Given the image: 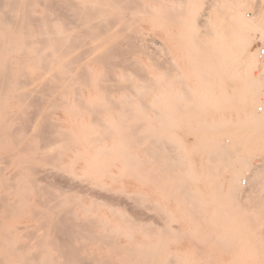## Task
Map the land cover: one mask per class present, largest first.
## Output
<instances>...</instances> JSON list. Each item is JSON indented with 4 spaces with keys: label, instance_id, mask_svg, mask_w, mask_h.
<instances>
[{
    "label": "bare ground",
    "instance_id": "bare-ground-1",
    "mask_svg": "<svg viewBox=\"0 0 264 264\" xmlns=\"http://www.w3.org/2000/svg\"><path fill=\"white\" fill-rule=\"evenodd\" d=\"M205 1L0 0V134L6 124L8 125L14 119L15 112L12 114L13 111L19 110V113L23 114L20 117H24L26 114L24 111H27L25 106L28 105L29 99L35 98L36 93H44V90H48V92L45 91L48 95L51 91L53 94L51 95L54 98L58 96V98L52 100V96L49 95L52 102L50 101V103V99H47L48 104L54 105L53 101L58 100L59 107L67 115L66 119L69 117L75 123L76 128L66 130L60 126L53 128L50 124L45 125L48 131L50 129L56 133L57 138L54 139V136L55 141L50 144L53 139L46 136L50 141L47 138L45 139L48 142L43 140L44 143H47L42 145L45 146L42 147L44 149L40 148L42 151H38L36 147L37 155H34L35 157L31 155V158L30 156L25 157V162L28 159V162L31 159L30 163L42 160L45 164L39 161L42 162L39 165H46V162L51 163L53 160L51 164L54 167V159H59L55 154L56 158L50 156L55 153L54 150L57 153L72 145L81 146L83 150L77 148L73 161L82 158L86 169L83 175H75V170L72 169L74 176L68 177V181L69 178L72 179L70 182L79 178L82 182L81 179L84 178L86 182L89 181V186H97L104 176H110L115 180L117 175H113L110 168L115 163H119L118 169L121 175L136 179L140 185L154 186L160 196L162 195L164 198L173 194L182 197L179 205L174 209V211L180 212V215L176 212H172L171 215L160 213V215L157 214L160 216V220L173 219L174 221L176 217L180 216L185 225H195L194 229L184 231L181 228L171 229L170 222L165 224L156 223L155 220L152 222V218L140 213L142 212L140 206L143 205L149 209L148 205L150 204L147 205L148 199L140 196L139 187H135L136 190L132 191L128 189L113 191V193L111 192L112 197H107L101 196L97 187L95 189L90 186L93 191H98L99 195L87 190L88 192H85L87 194L84 196H92V204L90 206H85L81 202L75 204L79 208L78 214L80 215V212H83L84 215L90 214L92 208L99 205L109 209L112 217L120 218L119 225L125 226L126 237L136 246L135 248L112 247L113 254L122 264H193L195 261L192 258L180 255L165 246L171 237L179 238L181 236H186L191 244L197 246L196 253L206 264H255L250 263L249 260H255L258 257L264 259V254L260 255L264 244L261 246V243L256 240L258 230L264 229V195H262L264 194V160L260 159L258 161L261 162L260 164L253 162L256 156L264 152V104L263 111H258L260 104L262 105L260 99L264 89V76L257 50L255 52L251 50L254 42H257L256 40L264 45V13L257 12V5L253 6V8L256 6V9L254 8L256 11L251 10L248 4L250 0H207L208 5L204 3ZM37 2L43 6V10L41 9L43 13L34 17L31 6ZM201 2L204 4L203 10L198 8L199 4L202 6ZM185 5H193V8H190L184 18L176 19V14L179 12L181 16L184 15L182 11H185ZM53 6L60 12L59 16L55 17L56 19L52 16L56 12L55 10L52 12L51 7L53 8ZM174 6L179 12L175 10ZM50 11L53 13H51L52 15ZM139 15H143V19L155 27L162 28L165 39L161 38L159 52L156 53L159 41L156 44L148 43L145 34L137 29L139 25L133 26L134 22H138L135 19L139 20L138 18L143 17ZM50 18L55 20L52 21ZM33 26L38 27L37 31L31 30ZM132 27L136 30L133 31L135 36L132 39L127 37L130 40L128 41L126 40L128 33L125 30L132 32ZM122 29L126 32L122 35L123 37L120 35ZM34 33L37 34V37H34L35 40L32 39ZM124 35H126L123 39L125 44L121 42ZM146 36L148 39L150 38L148 35ZM153 45L156 46L155 51ZM52 48H54L53 53H51ZM176 49L189 56V75L195 79L192 88L187 87L186 83L189 78L185 77L184 72L178 66V60L173 53ZM134 54L147 57L154 68H159L156 72L157 75L153 74L152 76L148 73L146 70L148 65L138 61V58L133 56ZM161 57L165 60H159ZM40 69L43 73L40 71V75L35 77L36 72ZM170 76L172 79L167 82L166 77ZM40 95L39 97H41ZM148 97L150 100L147 101ZM37 98L38 96L35 98L36 101L40 102V98ZM38 101L35 103L38 104ZM43 105L49 106L45 103L41 104L38 113L35 112L33 115L37 116V119L38 116H42L41 120L45 119L46 121L48 113L42 115L45 110ZM54 110L50 111L53 113ZM17 118L14 119V122ZM26 119H23L22 123ZM31 121L32 119H30ZM35 122L36 127L39 126L40 122L38 124L37 121ZM46 122L48 123V121ZM43 123L42 125L45 127ZM55 124L58 125L57 122ZM30 127L32 128V126ZM21 128L23 129V127ZM45 129L42 131H46ZM5 132L10 131L6 130ZM14 132H10V134L13 133L16 138L18 131L17 134L15 132L16 135ZM37 132H39L36 133L37 135L41 133L40 130ZM52 132H48L47 135ZM22 134L24 135V133ZM184 135L192 137L191 143L186 142ZM27 136L24 135V138L26 139ZM9 137L11 138V136ZM106 138L110 139L109 144L105 141ZM20 140L22 142L24 139ZM12 141L14 144L15 140ZM23 142L25 143V141ZM22 143L19 141L18 146V142L14 145L19 149ZM3 145H6L4 139L0 140V147ZM17 147L10 149L14 152L10 153L9 150L7 155L12 154L13 156L14 153L13 157L16 159L19 157L18 160L21 161L20 159L24 156L20 154L23 153L24 148H20L19 151H23L18 152ZM31 148L33 149V145ZM51 149L53 152L49 153ZM44 150L49 154H46ZM64 150L63 152H65ZM31 151L29 150V153ZM39 152L44 154L42 158H40L42 154L40 155ZM26 153H28L27 150ZM61 153L58 154L62 156ZM141 154H146L149 159H143ZM32 156L36 159L39 156V160H32ZM2 160L3 158L0 159V163ZM5 161L6 159L3 162L5 163ZM23 161L22 163H24ZM3 162L0 164L2 167ZM28 162L27 164L31 165V168L38 165V163L32 165ZM22 163L20 169L16 166L17 172H14L13 175L8 174L9 178L4 177L3 169L0 167V183L4 185L5 189H8L6 195L0 196L2 202L0 206H3L11 214L17 212L16 215L21 208L32 207L26 201L31 192L29 187L25 184L28 188L20 189L23 185L20 188L17 185L25 181L23 177L25 174L23 168L25 167ZM6 164H8L7 161ZM58 165L61 166V164H56L55 167ZM195 166H203L201 170L204 171L198 174ZM29 168L26 166L25 170ZM55 169L58 171V168ZM49 171L51 174L53 173L51 170ZM32 172L35 174L33 169ZM40 172L37 173L41 175L44 171ZM62 174L64 173L62 172ZM68 174L72 176V174ZM34 177L37 178L38 174ZM34 177L32 180L35 179ZM32 180L30 182L35 183L37 187L35 190L38 191L40 189L39 182ZM86 182H82L84 187L86 184L88 185ZM74 183H78V181ZM79 183L75 188H78ZM70 185L72 186V184ZM70 185L71 189L68 191H71L74 186ZM87 185V188L84 189H88ZM58 186L63 193H51L49 191L51 187L45 188L43 193L38 191L45 198L38 195L37 191L35 193L41 197L42 202L45 199V204L50 212L56 213L54 219L57 213L60 216L64 213L59 217L66 220L53 219L55 223L56 221L63 222V226L60 227L59 223V226L54 222L51 223V213L43 215L44 213L41 211L39 213L36 210L38 215H43L36 214L39 217L37 219H39L38 223H41L40 226H45L54 232L60 228L61 232L59 230V233L61 234L64 226L68 223L91 242L105 243L109 238L108 234L105 233L107 236L104 233L98 235L95 234L96 232L94 233V230L104 229L110 223L101 220L95 221L96 219L78 221L77 216L79 218V215L73 209L75 201L70 196L73 194L68 196L72 192L63 191L61 184ZM66 186L68 188V185H64L65 188ZM200 186L205 187L210 193L211 200L206 206L199 198L201 196ZM104 189L106 190V188ZM107 189L109 192L111 191L110 188ZM103 190L102 192L107 194L108 191ZM74 191L76 192L77 189ZM11 195L17 196L19 200L10 201L8 196ZM70 197L74 203L71 202ZM81 198L79 199L81 200ZM124 199L126 202H132L131 205L128 206V202H125L124 205L122 201ZM53 202L54 204H52ZM119 207L124 210L126 207L133 209L134 213L129 209V213L122 214L117 211ZM150 207L154 209H152L154 212L162 211L161 206L156 204L150 205ZM32 211H34L33 208ZM153 214L151 216L155 215ZM144 216H148L151 221H146L147 217L144 218ZM64 223L66 224L64 225ZM4 225L0 224V237H2L0 240L2 241L0 243V264H30V261L34 259L27 257V254H24L25 250L20 254L21 251L20 253L17 251L19 247H14L15 233L18 232L14 233L16 230L12 231V228ZM37 226L39 227V225ZM65 230L67 229L65 228ZM65 230L63 231L67 235L66 232L69 230ZM133 231H137L139 236L144 239L136 238ZM38 233L37 236H39ZM49 234L51 235V233ZM66 235L65 237H68L69 234ZM67 239L65 240L68 242L70 238ZM246 243L253 244L245 246ZM213 244L219 246V249L216 248L215 251L210 249ZM78 247L81 246H77V249ZM42 248L40 249L43 251ZM63 249H65L64 246ZM66 249H68L67 245ZM78 250L80 251V249ZM223 251L230 254L228 260L218 256ZM84 257L86 258L85 255ZM43 258L45 259L44 256ZM90 258H87V261L79 257L75 261L76 264H89L90 260L91 263L93 262L92 258L96 260L95 256ZM69 259L74 261L71 253ZM45 260L35 264H50L48 259ZM83 260H86L85 263Z\"/></svg>",
    "mask_w": 264,
    "mask_h": 264
},
{
    "label": "rangeland",
    "instance_id": "rangeland-1",
    "mask_svg": "<svg viewBox=\"0 0 264 264\" xmlns=\"http://www.w3.org/2000/svg\"><path fill=\"white\" fill-rule=\"evenodd\" d=\"M37 1H43V0H37ZM205 1V0H204ZM210 1V0H209ZM208 1V3H210ZM242 1V0H241ZM260 1V0H259ZM258 0L256 1H254V0H250L249 1V6H250V8H251V10L253 9V11H256L255 9H256V6L253 8V6L254 5H257V12H260V13H264V1L263 2H259ZM207 0L204 2L206 5H208L207 3ZM202 3V6H201V4H199L198 5V8L200 9V10H203V2H201ZM39 2H37V3H34V4H32L33 6H31V12H32V15L34 16V17H38V16H40V15H42V5L40 4ZM182 5H184V4H182ZM181 5V6H182ZM178 8H180L178 5H176ZM176 6H174L176 9L175 10H177L178 12H179V10L177 9V7ZM193 5H191V6H186L185 5V11H182V12H184L183 14L184 15H182L181 16V14H180V12H179V14H176L177 16H176V19H182V18H184L185 16H187V14L189 13V11H190V8H193L192 7ZM205 7V6H204ZM207 7V6H206ZM54 8V9H53ZM53 8L51 7V9L53 10L52 12H54V10L56 11V12H54V14L50 11V14L53 16V18H57V15L59 16V13L60 12H58L57 10H56V8H55V6H53ZM42 9V10H41ZM205 9V8H204ZM180 10H181V8H180ZM176 11V12H177ZM177 12V13H178ZM181 12V13H182ZM50 15V16H51ZM139 16H143V15H139ZM181 17V18H180ZM53 18H50L52 21L53 20H55V19H53ZM144 16L143 17H141V18H138L139 20H136L135 19V21H138V22H134V27L135 26H137V25H139V26H137V29L138 30H140V31H142L144 34H145V37H146V39L148 40V43H151V44H156L158 41L160 42H158L157 43V47L156 46H154V51L156 50V48L158 49V50H156V53L157 52H159V49H160V46H161V38H164L165 39V35H164V32H163V30H161L162 28H159V27H155L154 25H152L150 22H148L147 20L145 21L144 19ZM141 19H143V20H141ZM143 21V22H142ZM135 23H138V24H136L135 25ZM133 24V23H132ZM134 27H132V32L131 31H129V30H125L128 34H129V36H128V34H126V32L124 31V29H122V30H120L121 32H120V35L122 36L124 33L127 35H124V38H122V41H121V38L119 37V39H120V41L121 42H124L123 41V39H125V36H126V40H128V41H130L129 40V38L127 39V37H130L131 39L135 36L134 34H135V32H133L134 30H135V28ZM37 29H38V27L37 26H33V27H31V30L34 32L35 30L37 31ZM136 31V30H135ZM123 32V33H122ZM138 32V31H137ZM133 33V34H132ZM139 33V32H138ZM163 34V35H162ZM35 35V36H34ZM146 35H148L150 38V40L147 38V36ZM151 35V36H150ZM41 36V35H40ZM163 36V37H162ZM34 37H37V34L36 33H34L33 34V37H32V39H36V38H34ZM41 37H44V36H41ZM123 37V36H122ZM118 39V40H119ZM153 40V41H152ZM257 42H254V44L252 45V51L253 52H255V50H256V48L258 47V46H260L262 43L259 41V40H256ZM123 44H125V42L123 43ZM160 44V45H159ZM159 46V47H158ZM156 47V48H155ZM53 51H54V48H52L51 49V53H53ZM175 55H176V58H177V60H178V66H179V68L181 69V71L182 72H184V75H185V77L186 78H189L188 79V81H187V83H186V85H187V87H194V84H195V79L192 77V76H190L189 75V68H190V59H189V56L187 55V53L185 54H183L180 50H178V49H176V50H174V52H173ZM138 54H134L133 56H136V58H138L137 60L138 61H140V62H143L147 67H148V69H146L147 70V72L148 73H150L152 76H153V74L154 75H157V70H159V68H154V66H153V64H151V62L148 60V58L147 57H144V56H137ZM179 57V58H178ZM159 59V58H158ZM165 60V58H160L159 60H162V61H164ZM153 66V67H152ZM189 66V67H188ZM40 71L43 73V71L40 69L39 71H37L36 72V75H35V77H37L38 75H40ZM160 71H162V70H160ZM41 73V74H42ZM171 77V78H170ZM170 77H166V81L167 82H169V80L171 81V79H172V76H170ZM57 82V81H56ZM55 86H56V83H55ZM178 87V86H177ZM45 91H47L48 92V90H44V93L42 94L41 92H39L40 94H38V93H36L34 96H35V98L38 96V98H40V102H41V104H43V103H45V104H47V105H49L48 107L46 106H42L43 107V109H45L44 110V113L42 114L43 116H44V114L45 113H48V115L46 114V116H48L46 119V121H48V123L45 121V119H43V121L41 120L42 119V116L41 117H39L38 116V119H37V116H35V115H33V114H35V112L36 113H38V108L40 107V105L41 104H39L40 102L38 101V104H36L37 103V101H36V99L35 98H33V96H32V98L33 99H29V102H28V105H26L25 106V108H26V110L27 111H24L26 114H24L25 116L24 117H20V116H23V114H21V113H19V110H15V111H13L12 112V114L14 113V119H16L17 117H19V118H17V120L14 122V119H12L11 121H10V123L7 125L6 124V126H5V128L3 129V131L1 132V134H0V140H3L4 139V142H6V145H3V146H1L0 147V157H2L3 158V160L1 161V163L4 161V159H6V161H7V163L8 164H6V161H5V163L3 162V167L0 165V167L3 169L2 170V174L4 175V177H7V178H9L10 176H8V174L9 175H13V173L14 172H17V170L18 169H20L19 167H22L21 166V163H22V161L24 162V163H22V165H23V167H25L26 168V166H27V168L28 167H30L29 169H27V170H25V168H23V172L25 173L24 174V180L25 181H23V183L22 184H17L18 185V187L20 188L22 185V187L20 188V189H22L23 187H26V185L29 187H26V188H28L29 190H31V192H30V194H28V197H27V199H26V201H27V203L28 204H30V206H32V207H25V208H21L20 210H19V213H18V215H16L17 214V212H16V214L15 213H10V212H8V211H6V209L5 208H3V206H0V224L2 225V224H5V225H7V226H9V228H12L11 230L13 231V229L14 230H16V231H14V233L15 232H18V233H15L16 234V239H15V241L13 242L14 243V247H16V248H18L19 247V249H17V251L20 253V251H21V253L20 254H22L23 253V250H25L24 251V254L27 256V257H29V258H33L34 260H32V261H30V264L32 263V264H35V263H37V262H43L45 259H48V262H50V264H76V259L77 258H79V257H81L82 259H86L87 260V258H92V256H95V258H96V260L94 259V258H92V263L90 262L91 260V258L89 259L90 261L88 262L89 264L91 263V264H107V262H108V264H122L121 262L119 263V260H118V258H117V256L116 255H114L113 254V251H112V247H121V248H123V246H124V248L125 247H132V248H135L136 246H135V244H133V243H131V242H129V239H128V237H126V234H125V232H127L126 231V229H125V226H120L119 225V223H120V218L118 217V216H115V217H112V215L110 214V212L107 210V208L105 207V206H99V205H95L93 208H92V211H91V213L90 214H85L84 215V213L83 212H80V215L78 214L79 213V208H78V206H76L75 204H77L78 202H81L83 205H85V206H90L91 204H92V202H91V197L92 196H90V195H87V196H84V194H87V193H85V192H88V191H90V192H92V193H94V194H98L99 192V194L102 196H109V197H112V194H111V192L113 193V191L114 192H118V191H120V190H129V191H132V190H136V189H134L135 187H139L140 189H138L139 191H140V196H142L143 198H146V199H148V202H147V205H148V203L150 204V205H157V206H161V208H162V211H160L159 210V213H157L156 211V214H155V212L153 211L154 209L152 208V207H150V205H148L149 206V209H148V207H147V209H146V206H144L145 207V209H144V207H143V205L142 206H140V211H142V212H140L142 215H148L150 218H152V222H153V220H155V222L156 223H159V224H165L166 222H170V228L171 229H180L181 228V230H184V231H187V230H190V229H194L195 228V225H192V226H187V225H185L184 224V222H183V220H182V218L180 217H176V219L173 221V219H161L160 220V216H158L157 214H159L160 215V213L161 214H168V215H171L172 214V212H176V211H174V209H175V207H177L178 205H179V203H180V200H181V196L180 195H170V197H168V198H164L162 195L160 196V194H159V192L156 190V188L154 187V186H152V185H150V184H144V186L143 185H140L139 184V182L136 180V179H134V178H132V177H128V176H126V175H124V174H120V170L118 169L120 166H119V163H115L114 165H112L111 166V168H110V170H111V173L113 174V175H117V178H115V180L112 178V177H110V176H104L103 178H101L100 179V181H99V184L97 185V186H92V185H90L91 187H93V188H95L96 189V187L99 189V192L97 193L96 192V190L95 191H93V188L91 189V187L89 186V184L90 183H88L89 181H87L86 182V180L84 179V178H82L81 180H82V182L84 183V182H86V183H88V189H84L85 187H86V185H85V187H84V185L82 184V182L80 181V179L78 178L77 180H74V181H72V182H70V179L71 178H69V181H68V177H73L74 176V174L76 175V174H78V175H83L84 174V170L86 169V164H85V162L82 160V158L80 159V160H78V161H76V159H75V161H73L74 160V158H75V151H77V148L80 150V148H81V150H83V147H81V146H77V145H70L71 147H66V148H64V149H61L60 150V152L58 151L57 153H56V150H54V152L55 153H53V154H50V156H52V157H54V158H56V157H59V159L58 158H56V159H54V167L56 166V164H61V166L60 165H58L59 167H62V168H59L58 166L57 167H55V168H58V171H57V169H55L53 166H52V164L51 163H53V160H52V162L50 163V162H46V165H47V167H46V165H44L45 163L42 161V160H39V156L42 154V153H40V155H39V153H38V155L39 156H37V159L36 158H34L35 156L34 155H37V153L36 152H38V151H42L44 148H42V147H45V146H42V145H45V143L46 142H48V140L50 141V139H48V137L49 138H51V139H53L54 138V136L56 135V133H53L52 131L53 130H50L49 129V131L47 130V126H45V125H47V124H50L53 128H56V127H61V128H65L66 130H71L72 128H76V125H75V123L71 120V119H69V117H68V119H66L67 118V115H65V113L63 112V110L59 107V105H58V100H56L55 102L53 101V103H54V105H57V106H54V105H51V104H48V101H47V99L49 100L50 98H49V95H51L52 94V92L50 91L49 93V95L47 94V92H45ZM39 95L41 96V97H39ZM43 95V96H42ZM53 95V94H52ZM51 95V96H52ZM56 95V94H55ZM50 96V97H51ZM37 98V99H38ZM53 98H54V96H52V100H53ZM56 98H58V96H56ZM56 98H54V100L56 99ZM42 99V100H41ZM46 99V100H45ZM49 100V102L51 101L52 102V100ZM148 100H150V98L148 97L147 98V101ZM36 102V103H35ZM50 102V103H51ZM260 102H261V99H260ZM32 103V104H31ZM52 103V104H53ZM30 105H32L31 107H29ZM51 105V106H50ZM50 107V108H49ZM54 107V108H53ZM30 108V109H29ZM17 109V108H16ZM53 109H55L54 110V112L52 113L51 111L53 110ZM61 109V110H60ZM51 110V111H50ZM18 111V113L17 114H19V115H17L16 114V112ZM22 111V110H21ZM50 111V112H49ZM28 112V113H27ZM30 112V113H29ZM17 115V117H16V115ZM27 114H29L28 116H27ZM56 114V115H55ZM37 115V114H36ZM53 115V116H52ZM33 116V117H32ZM55 116V117H54ZM34 117H36L35 119H34ZM52 117V118H51ZM59 117V118H58ZM21 118V119H20ZM25 118H27L26 119V121H28V122H30V119H32V121L30 122V123H27L25 120L23 121V123H22V120L23 119H25ZM43 118H45V117H43ZM51 118V119H50ZM54 118V119H53ZM65 118V119H64ZM33 119H34V121H37V124H38V122H40V120H41V125H42V123L44 124V126L45 127H43V125L41 126L40 125V123H39V126H37L38 127V129H37V127H36V122L34 123V121H33ZM60 121H59V120ZM20 120V121H19ZM39 120V121H38ZM55 120V121H54ZM56 120H58V121H56ZM63 120V121H62ZM207 120L208 121H210V119L209 118H207ZM69 121V122H68ZM13 122V123H12ZM20 122H21V124H20ZM26 122V123H25ZM33 122V123H32ZM46 122V123H45ZM58 123V125L57 124H55V123ZM26 124V125H25ZM62 124V125H61ZM64 124H65V126H64ZM21 125H23V126H21ZM29 126V127H28ZM30 126H32V128L30 127ZM50 126V127H51ZM70 126V127H69ZM21 127H23V129L21 128ZM25 127V128H24ZM40 127H41V129H40ZM18 128V129H17ZM21 128V129H20ZM36 128V129H35ZM44 128H46L45 130L46 131H42V129H44ZM63 128V129H64ZM70 128V129H69ZM25 129H26V131H25ZM6 130H9L10 132H13V131H15L16 132V134H17V131H18V134L16 135L15 134V132H14V134L16 135V138H14V135H13V133L12 134H10V132H5ZM17 130V131H16ZM41 131V133L39 134V135H37L39 132H37V131ZM30 131H33V132H30ZM52 132V134H48L47 135V133L48 132ZM27 132H28V134H27ZM6 133V134H5ZM22 133H24V135L25 136H27V138L25 139L24 138V135L22 134ZM29 133H30V135H29ZM31 133H33V134H31ZM37 133V134H36ZM45 134V137H44V134ZM10 134V135H9ZM22 134V135H21ZM54 134V135H53ZM51 135V136H50ZM53 135V136H52ZM9 136H11V138H12V140H15V142H14V144H16L17 142H18V144H17V146L19 145V141H20V143H22L23 141H25V143L23 142L21 145H22V147H21V145H20V147H19V149L21 148V149H23L24 148V151L23 150H21V151H19V149H18V147L16 146V145H14L12 142V140H11V138L9 137ZM18 136V137H17ZM46 136H48V137H46ZM44 137V138H43ZM186 137V138H185ZM14 138V139H13ZM22 138V142H21V139ZM45 138H47V139H45ZM57 137L55 136V138L54 139H56ZM184 138H185V140H186V142H188V143H191V141H192V137H190V136H185L184 135ZM32 141H31V140ZM40 139V140H39ZM51 140V142H50V144L51 143H53V141H55V140ZM19 140V141H18ZM46 141L45 143H44V141ZM189 140H190V142H189ZM12 141V142H11ZM108 144L111 142L110 141V139H108V138H106V140H105ZM110 141V142H109ZM227 141H229V140H227ZM29 144H28V143ZM41 142H43V144H40ZM9 144V145H8ZM13 144V145H12ZM47 144V143H46ZM49 144V143H48ZM24 145H25V147H24ZM29 145V146H28ZM33 145V149H34V151H35V153H32V152H34V151H31V150H33L32 148H31V146ZM14 146V147H13ZM17 147V151L18 152H22L23 151V153L22 154H20V155H23L22 157V159H20L21 161H19L18 159H19V157H18V159H16V158H14L13 156H14V153H13V156H12V154L10 155V154H8L7 155V153H8V151L10 150V149H15L16 147ZM28 146V147H27ZM47 146V145H46ZM37 147V149H38V151H36V148ZM31 148V149H30ZM42 150H41V149ZM53 148H54V146H53ZM27 150V152L28 153H26V150ZM54 149H56V147L54 148ZM73 151H72V150ZM29 150L31 151L30 153H29ZM63 150L65 151V152H63ZM71 150V151H70ZM12 150H10V153H12V152H14V150L11 152ZM16 151V150H15ZM45 152H46V150H44ZM44 151H43V153H44ZM52 151V149L50 150V152L49 153H52L51 152ZM61 151H62V153H61ZM25 152V153H24ZM71 152H73V153H71ZM48 153V151L46 152V154H49ZM58 153H61L62 154V156L60 155V154H58ZM64 153V154H63ZM45 154V153H44ZM44 154H42L41 156H40V158H42L43 157V155ZM54 154H55V156H54ZM31 155H33L32 157V160L34 159L35 161H37V160H39V161H42L44 164L42 165H39L40 163H42V162H34V161H32V163H30L31 162V159H30V162H28L29 161V159H28V163L29 164H32V165H35V164H37L38 163V165H35V166H32L33 168H31V165L30 166H28V164H27V162H25L26 161V158H28V156H30V158H31ZM146 154H141L140 156L143 158V159H149V157L146 155ZM4 156H5V158H4ZM6 156H7V158H6ZM12 156V157H11ZM69 156V157H68ZM11 157V158H10ZM26 157V158H25ZM72 157V158H71ZM147 157V158H146ZM2 158H0V159H2ZM10 158V159H9ZM14 158V159H13ZM16 159V160H15ZM58 159V160H57ZM195 159H197L196 157H195ZM264 160V152H262V153H260L258 156H256L255 157V159H254V163L255 164H260L258 161L259 160ZM9 160V161H8ZM65 160V161H64ZM73 161V163H74V165H73V163H72V161ZM58 161V162H57ZM64 161V162H63ZM17 162V163H16ZM83 162V163H82ZM0 163V164H1ZM27 165H26V164ZM34 163V164H33ZM71 163V164H70ZM4 164H6V165H4ZM82 164V165H81ZM24 165H26V166H24ZM51 165V166H50ZM116 165V166H115ZM16 166L18 167V169L16 168ZM64 166V167H63ZM70 166V167H69ZM73 166H74V168H73ZM114 166V167H113ZM149 166H150V163H149ZM35 167H36V169H35ZM39 167H40V169H39ZM45 167V168H44ZM66 167V168H65ZM76 167H77V169H76ZM114 169H113V168ZM196 168H197V170H198V174L201 172V171H204V170H201V168L203 167V166H195ZM47 168V169H46ZM51 168V169H50ZM53 168V169H52ZM63 168H64V170H63ZM70 170H69V169ZM33 169V171H34V173L35 174H33V172L31 173V170ZM36 171H35V170ZM51 170V172H53L52 174L50 173V171L49 170ZM67 169V170H66ZM72 169H73V171H74V174H73V172H72ZM46 171V173L44 174V172ZM40 172V171H42L43 172V174H39V173H37V172ZM48 171V172H47ZM61 171V172H60ZM70 173V174H72V176L71 175H69L68 173ZM42 172H40V173H42ZM62 172L65 174L66 173V175H64V174H62ZM47 173H50V174H47ZM5 174H7V175H5ZM27 174H28V176H27ZM31 174H33V175H31ZM37 174H38V180H37V178H35L34 176H37ZM55 174V175H54ZM42 177L41 178V180H40V176ZM46 177H45V176ZM47 175H51L50 177L49 176H47ZM63 175H64V177H63ZM111 175V174H110ZM28 177V178H26V177ZM31 176V177H30ZM44 176V177H43ZM54 176V177H53ZM57 176V177H56ZM60 176V177H59ZM66 176H67V178H66ZM121 176V177H120ZM32 177H34L33 179L34 180H37V181H35V182H39L38 184V187L40 188V189H38V191L40 190L41 192L43 191L44 192V190H45V188L46 189H49L48 187H51V189L49 190L51 193H55V194H59L61 191H62V189H60V186H58V185H60L61 184V187H62V185H63V191L64 190H67L68 191V189H71V188H69V185L70 184H72V190L70 191V192H72V193H69L68 194V196L70 195V194H73V195H70L72 198H73V201H75V203L72 201V198L70 197V199H71V202H73L74 204V206H73V209H74V211L77 213V215H79V218H78V216H77V220L78 221H84V220H92V219H96L95 221H108L109 223H110V225L108 226V227H106V228H97V229H95L94 230V233L95 234H98L99 235V233H101V234H103L104 233V235H106L105 233H107L108 234V236H109V238L107 239V241L105 242V243H100V242H97V244H96V242H91L90 240H88L87 238H85L82 234H80L75 228H73V227H71V225H68V223H67V221H66V223H64V227L67 229V230H69V232H66V233H68L67 235H68V237H65V233H64V231L63 230H65V228L63 229V227H62V232L63 233H59V230H60V232H61V229L59 228H56V229H58L57 230V232H54V231H50V229L48 230L45 226H40L41 225V223H38L39 221V219H37V218H39L38 216H41L42 214H40V215H38L37 214V212L39 211V213H40V211H41V213H44L43 215H45V213L47 214V213H51V223L52 222H54L55 223V221H53V219H54V215L56 214H54L53 212H50L49 210H48V208H47V204H45V199H43V202H42V199H41V197L42 198H45V197H43L41 194L43 193H41V194H39V192L37 191V190H35V188L37 189V187L35 186V183L33 182V184H34V186H33V184H32V182H30L31 180H32ZM53 177V178H52ZM59 177V178H58ZM62 177V178H61ZM107 177V178H106ZM109 177V178H108ZM114 177H116V176H114ZM29 178H31V180H29ZM52 178V179H51ZM64 178V179H63ZM28 179V180H27ZM57 179H59V180H57ZM104 179H105V181H104ZM109 179H111V180H109ZM112 179H113V181H112ZM34 180H32V181H34ZM40 180V181H39ZM44 180V181H43ZM57 180V181H56ZM72 180V179H71ZM107 180V181H106ZM75 181H78V183H79V181H80V183H79V186H78V188H81V189H79L78 190V188H75L77 185H78V183H74ZM49 182V183H48ZM64 182V183H63ZM67 182V183H66ZM109 182V183H108ZM115 182H117V183H115ZM47 185H46V184ZM54 183V184H53ZM66 183V184H65ZM106 183V184H105ZM115 183V184H114ZM1 184V183H0ZM26 184V185H25ZM49 184H51V185H49ZM81 184V185H80ZM122 184V185H121ZM64 185H68V188H67V186H66V188L64 187ZM33 186V187H32ZM41 186V187H40ZM83 186V187H82ZM54 187V188H53ZM57 187H58V190H59V192H56V191H58L57 190ZM100 187V188H99ZM112 187V188H111ZM127 187V188H126ZM83 188V189H82ZM87 188V187H86ZM104 188H106V190L108 191V189L107 188H110L111 189V191L108 193L107 192V194H105V193H103L102 192V190L104 189ZM1 189H2V191H1ZM75 189H77V191H78V193H77V191L75 192L74 190ZM92 191H91V190ZM97 189V190H98ZM113 189V190H112ZM194 189V188H193ZM199 189H201V196L199 197L200 198V200H202V204H204L205 206L210 202V200H211V197H210V193H209V190H207L205 187H202V186H200V188ZM82 190H84V191H82ZM88 190V191H87ZM106 190L104 189L103 191H105L106 192ZM37 191V193H38V195H40V196H37V193H35ZM68 191V192H69ZM75 193H74V192ZM0 192H2V193H0V196H3V195H6L7 193H8V189H5L4 188V185H0ZM66 192V191H65ZM103 194H102V193ZM61 193H63V192H61ZM3 194V195H2ZM98 194V195H99ZM109 194V195H108ZM111 194V195H110ZM262 195H264V194H262ZM75 197V198H74ZM80 197H82L81 198V200L79 199ZM17 196H14V195H11V196H8V199L10 200V201H12V202H16V201H18L19 200V198H17ZM69 198V197H68ZM80 200H78V199ZM7 199V198H6ZM88 199H89V201H88ZM121 199H123V198H121ZM0 200H1V198H0ZM41 200V201H40ZM123 201V204L125 205V199L124 200H122ZM42 202V203H41ZM86 202V203H85ZM128 202V201H127ZM126 202V203H127ZM49 203H51V202H49ZM129 204H128V206L129 205H131V203L132 202H128ZM0 204L2 205V202L0 201ZM52 204H54V202L52 203ZM51 205V204H50ZM133 205V204H132ZM117 206V205H116ZM209 206H211V205H209ZM100 207V208H99ZM105 207V208H104ZM32 208H33V210L34 211H32ZM127 208V207H126ZM125 208V210L123 209V208H121L120 209V207L119 208H117L118 210V212H120V213H122V214H127V212L129 213L130 212V208H127L126 209ZM142 208V209H141ZM150 208H151V210H150ZM31 209V210H30ZM130 209V210H129ZM153 209V210H152ZM36 210H37V212H36ZM95 210V211H94ZM120 210V211H119ZM123 210V211H122ZM127 210H129V211H127ZM133 210V209H132ZM132 210H131V212H132ZM144 210V211H143ZM4 211V212H3ZM36 212V213H35ZM97 212V213H96ZM109 212V213H108ZM5 213V215H3ZM61 213V212H60ZM132 213H134V212H132ZM155 215H154V214ZM177 214H179L180 215V212H176ZM33 214V215H32ZM38 216H37V215ZM108 214V215H107ZM154 215V216H151V215ZM7 215V216H6ZM42 215V216H43ZM63 215H64V213H63ZM62 214H61V216H63ZM60 216V214L58 215V213H57V215H56V217H55V219L54 220H58V218H59V220L60 221H62L63 219H65V218H60L59 217ZM91 216H92V218H91ZM148 216H144V218H146L147 217V219H146V221L148 220L149 222L151 221L149 218H148ZM176 216H178V215H176ZM157 217V218H156ZM66 220V219H65ZM114 220V221H113ZM117 220H119V221H117ZM144 220V219H143ZM37 221V222H36ZM60 221H56V223H55V225H58L59 226V224H60V227L61 226H63V222L62 223H59ZM161 222V223H160ZM173 222V223H172ZM53 223V224H54ZM59 223V224H58ZM175 223V224H174ZM174 224V225H173ZM4 225V226H5ZM37 225H39V227H40V229H39V227L37 226ZM43 225V224H42ZM67 226V227H66ZM176 226V227H175ZM178 226V227H177ZM69 227V228H68ZM71 227V228H70ZM45 228H46V230H45ZM39 229V230H38ZM56 229H55V231H56ZM71 229V230H70ZM18 230V231H17ZM35 230V231H34ZM44 230H45V232H44ZM67 230H65V231H67ZM74 230H76V232H78L79 233V237L77 238L76 237V235L78 234H76V232H74ZM105 230V231H104ZM264 229L262 228V230H261V228L258 230L259 232H258V234H257V237H256V240H257V242H259V243H261V246H262V244H264V240H262V239H264V231H263ZM98 231V232H97ZM108 231V232H107ZM40 234H39V233ZM52 232H53V234H52ZM33 235H32V234ZM37 233H38V235L39 236H37ZM49 233H51V235L49 234ZM56 233H59V234H56ZM138 232L137 231H133V234H135V236H136V238H139V239H141V240H143L144 238L143 237H141V236H139V233L137 234ZM44 234V235H43ZM56 234V235H55ZM118 234V235H117ZM18 235V236H17ZM53 235V236H52ZM58 235V236H57ZM59 235H61V236H59ZM66 235V236H67ZM55 236H57V237H55ZM63 236V237H62ZM107 236V235H106ZM35 237V238H34ZM38 237V238H37ZM40 237H41V239H40ZM52 237H54L53 239H51ZM59 237H61V238H59ZM119 237V238H118ZM261 237H263V238H261ZM42 238H43V240H42ZM59 238V239H58ZM67 238H70L69 239V241L67 242ZM77 238V239H76ZM126 238V239H125ZM179 238H181V239H179ZM179 238H173V237H171L168 241H167V243H166V248L168 247L169 248V250H172V251H175V252H178L180 255H184V256H188V257H190V258H192L194 261H195V263L193 262V264H206L205 263V261H202L201 259H200V257L197 255V253H196V245H193V244H191L190 243V241L188 240V238L186 237V236H181V237H179ZM261 238V239H260ZM2 239V237H0V240ZM55 239V240H54ZM65 239H67V240H65ZM36 240V241H35ZM57 240H58V243H57ZM60 240V241H59ZM63 240H64V243L66 244V243H68V244H66L67 245V248L68 249H66V245L63 243ZM179 242H178V241ZM47 241H49L51 244L53 243V241H54V243L51 245L50 243H48ZM2 241H0V243H1ZM16 242V243H15ZM61 242V243H60ZM71 244H70V243ZM39 243V244H38ZM48 243V244H47ZM42 244V245H41ZM63 244V245H62ZM249 244V246H251V244H253V243H248ZM248 244L246 243L245 244V246H248ZM59 245V246H58ZM81 246L80 248L78 247V249H80V251L77 249V246ZM21 246V247H20ZM24 246V247H23ZM63 246H64V248L65 249H63ZM42 248L43 249V251L40 249V248ZM211 248L210 249H212V250H214L215 251V249L217 248V249H219V246L217 247L215 244H213V245H211L210 246ZM22 248V249H21ZM21 249V250H20ZM77 250H78V252H77ZM57 251V252H56ZM66 251H67V253H68V255L70 256V253H71V256H72V260H74L73 262L69 259V256L67 255V253H66ZM93 253H94V255H93ZM30 254V255H29ZM33 254H35V255H33ZM39 254V255H38ZM205 254H207L206 252H205ZM262 254H264V245L262 246V251H261V254L260 255H262ZM29 255V256H28ZM38 257H37V256ZM86 256V258L84 257L83 258V256ZM259 255V256H260ZM31 256V257H30ZM43 256L45 257V259L43 258ZM106 256V257H105ZM218 256H220V257H223L224 259H229L230 258V254L228 253V252H225V251H223V252H220V254H218ZM198 257V258H197ZM109 258V259H108ZM38 259V260H37ZM44 259V260H43ZM54 259H55V261H54ZM108 260L107 262L106 261H104V260ZM30 260V259H29ZM36 260V261H35ZM85 260V261H86ZM197 260V261H196ZM35 261V262H34ZM46 261V260H45ZM84 261V260H83ZM85 261H84V263H85ZM88 261V260H87ZM253 261V262H252ZM55 262V263H54ZM75 262V263H74ZM104 262H106V263H104ZM197 262V263H196ZM249 262L250 263H255V264H263L264 263V259L263 258H257V259H251V260H249ZM87 263V262H86Z\"/></svg>",
    "mask_w": 264,
    "mask_h": 264
},
{
    "label": "built area",
    "instance_id": "built-area-1",
    "mask_svg": "<svg viewBox=\"0 0 264 264\" xmlns=\"http://www.w3.org/2000/svg\"><path fill=\"white\" fill-rule=\"evenodd\" d=\"M257 50V55H258V58H259V61L261 63V69H262V73H263V76H264V45L261 44L260 46H258L256 48ZM261 101H262V105L260 104L259 108H258V111L259 112H262L263 111V104H264V89L262 91V96H261Z\"/></svg>",
    "mask_w": 264,
    "mask_h": 264
}]
</instances>
